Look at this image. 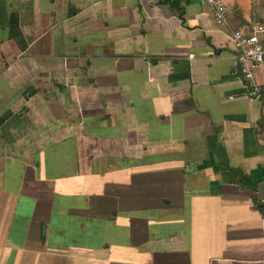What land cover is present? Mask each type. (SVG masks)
<instances>
[{"label": "crops", "instance_id": "1", "mask_svg": "<svg viewBox=\"0 0 264 264\" xmlns=\"http://www.w3.org/2000/svg\"><path fill=\"white\" fill-rule=\"evenodd\" d=\"M263 12L0 0V264H264V98L231 40Z\"/></svg>", "mask_w": 264, "mask_h": 264}, {"label": "built area", "instance_id": "2", "mask_svg": "<svg viewBox=\"0 0 264 264\" xmlns=\"http://www.w3.org/2000/svg\"><path fill=\"white\" fill-rule=\"evenodd\" d=\"M205 4L217 26L227 23V0H201ZM232 57L236 64L242 67L243 95L249 100L264 98V85L254 81L253 68L257 64L264 67V12L261 18L246 28L232 31Z\"/></svg>", "mask_w": 264, "mask_h": 264}, {"label": "water", "instance_id": "3", "mask_svg": "<svg viewBox=\"0 0 264 264\" xmlns=\"http://www.w3.org/2000/svg\"><path fill=\"white\" fill-rule=\"evenodd\" d=\"M263 195H264V181H262L259 185H258V192H257V198L258 200H262L263 199ZM263 204L261 203L260 206H262Z\"/></svg>", "mask_w": 264, "mask_h": 264}, {"label": "trees", "instance_id": "4", "mask_svg": "<svg viewBox=\"0 0 264 264\" xmlns=\"http://www.w3.org/2000/svg\"><path fill=\"white\" fill-rule=\"evenodd\" d=\"M180 13V12H179ZM236 171V170H235ZM241 181L243 180V178L240 179Z\"/></svg>", "mask_w": 264, "mask_h": 264}, {"label": "rangeland", "instance_id": "5", "mask_svg": "<svg viewBox=\"0 0 264 264\" xmlns=\"http://www.w3.org/2000/svg\"><path fill=\"white\" fill-rule=\"evenodd\" d=\"M263 3H264V0H263Z\"/></svg>", "mask_w": 264, "mask_h": 264}]
</instances>
